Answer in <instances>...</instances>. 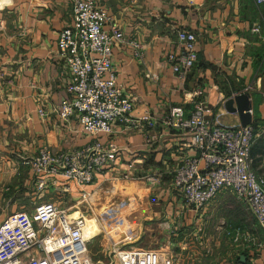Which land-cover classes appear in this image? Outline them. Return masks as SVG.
I'll return each instance as SVG.
<instances>
[{
    "label": "crops",
    "instance_id": "1",
    "mask_svg": "<svg viewBox=\"0 0 264 264\" xmlns=\"http://www.w3.org/2000/svg\"><path fill=\"white\" fill-rule=\"evenodd\" d=\"M96 2L109 12L107 26L116 25L125 35L126 42L113 46L112 63L124 93L134 99L132 115L148 112L160 116L170 106L179 105L187 110L197 101L209 110L212 119L225 126H235L239 125L238 116L226 112L223 102L246 92L250 100V123L253 122L256 132L254 141L262 143L261 152L249 156L250 168L262 174L264 104L254 102L251 94L259 90L260 82L264 81V4L257 6L253 0ZM71 18L68 0H0V185H6L0 189V198L31 203L28 207L18 206V210L9 214L30 210L36 201L28 169L21 164L20 156L33 155L41 146L58 153L92 141L91 136L82 132L76 117L61 122L56 114L69 83V71L56 54V40L59 30ZM177 29L190 30L196 37V60L182 77L171 71L166 60V54L176 47ZM131 38L142 43L140 59L132 56V48L127 43ZM39 110L46 116L42 117ZM147 133L151 138L149 145L144 143L141 131L112 135L119 147L117 164L105 175L97 176L94 184L86 186L93 190L96 198L92 210L106 207L107 201L115 195L135 193L139 200L148 202L144 206L146 210H138L137 215L147 222L152 221L146 228L153 232L160 227L157 220L160 215L178 213L183 218L180 227H200L225 205L237 221L241 220L237 226L251 232V225L246 222L250 215L229 190L217 192L197 212L185 208L170 187L172 169L188 153L183 139L172 130L158 126ZM128 164L132 178L119 180L110 193L97 189L105 177L123 175ZM146 175L156 177L155 183L145 180ZM100 194L111 197L97 201ZM239 207L245 211L244 222ZM7 215L0 214V217ZM184 243V239H179L168 247L160 244L154 249L169 252L172 264H201L202 258H209L205 252L209 249L217 253L214 259L209 258V264H264V249L257 244H194L190 247ZM128 247H139V244Z\"/></svg>",
    "mask_w": 264,
    "mask_h": 264
},
{
    "label": "built area",
    "instance_id": "2",
    "mask_svg": "<svg viewBox=\"0 0 264 264\" xmlns=\"http://www.w3.org/2000/svg\"><path fill=\"white\" fill-rule=\"evenodd\" d=\"M68 1L72 18L58 32L56 54L69 71V83L56 114L61 122L76 117L92 141L58 153L41 146L33 155L20 156L36 201L30 210L8 214L0 221V264H99L89 257V241L83 237L94 201L93 190L86 186L116 166L119 147L112 138L114 133L141 131L149 145L147 131L156 126L178 134L189 153L171 171L170 187L183 206L197 212L217 192L229 190L264 235V172L256 174L250 168L249 148L256 136L251 123L222 125L197 101L187 110L173 105L160 116L148 112L133 116L134 99L124 93L112 63L113 46L126 42L123 31L116 25L107 26L109 12L96 0ZM253 2L264 4V0ZM195 40L190 30L175 31L176 47L166 54V60L179 77L196 60ZM127 43L132 56L142 58V43L135 38ZM39 113L46 116L41 110ZM126 166L123 175L105 177L97 189L110 193L119 180L132 178L131 165ZM145 180L154 184L156 177L146 175ZM47 193L52 197L44 200ZM123 209L122 204L108 208L98 217L118 237L120 231L128 233L122 241L132 233L117 228L124 222L115 213ZM224 235L234 244H257L264 249V240L255 243L254 236L239 227ZM107 264H172V258L160 249L116 246Z\"/></svg>",
    "mask_w": 264,
    "mask_h": 264
},
{
    "label": "rangeland",
    "instance_id": "3",
    "mask_svg": "<svg viewBox=\"0 0 264 264\" xmlns=\"http://www.w3.org/2000/svg\"><path fill=\"white\" fill-rule=\"evenodd\" d=\"M251 89L252 88H250L249 91ZM251 95L253 97L254 102H258V103L262 102L264 104V81L263 83L260 82L259 90L257 91L254 90V92H252ZM4 186L0 185V189L3 188ZM143 188L145 189V186H141V189ZM143 192L145 191L143 190ZM47 197H52V195L47 193L44 200H47L48 199ZM107 197H111V196L100 194L98 196L97 201H102ZM95 199L96 198H94V203L96 201ZM116 203L118 204L119 207L121 206V204L124 206L123 210L117 212V214L115 213L116 217L122 218L124 222L123 227H117V228L119 230H127V231L131 230L132 232L131 238L122 241V239L125 236L129 235L128 233H123L122 231H120V237H118V233L117 232L113 233L111 227L108 228L109 225L106 222L101 223L102 221L101 220H100L101 222L99 221L100 218L99 219L97 218L98 221L101 224L106 225L107 228L104 227L105 231L102 228L101 232L99 233L96 232L97 234L91 235L90 237L88 236L87 239L89 242L87 245H88L89 257L94 262L99 264L108 263L112 255L113 248L116 246L126 247V246L139 244V247L155 248L157 245L159 246L160 244L161 245L167 244L168 247L169 244H175V242L176 241L178 242L179 239L180 241L184 239V242L186 244H190V247H192L194 244H210V245L234 244L230 240V238L226 237L224 234L226 231H230L232 228L238 227L237 224L241 221L239 219L237 221V219H235V216L232 213V211L229 209V207L223 205L222 207H219L216 210L214 217L207 218V220L209 221L208 223H206L205 220V224L201 223L200 227H198L197 225H195L194 227L193 225L180 227L181 225H179V222H181L180 220H182L183 218L181 217V214L178 213H174V214L167 213L160 215L159 217H157L160 227L155 226L158 229H154L153 232H151V229L150 231L149 230L147 231L146 227L149 226L148 223H152V221L148 219L147 222V219L143 220L141 219L140 215H137L138 210L141 209L146 210V208H144L145 204L148 203L146 200L143 199L142 202V200L138 199V196L135 193L134 194L130 193L125 196L120 195L117 197L115 195L113 199L107 201L106 204H108V206H106L103 211L108 210V208L110 209L117 208L118 206ZM29 205H31L29 201L0 198V214H7V213L9 214L14 210H18V206L28 207ZM100 208L101 207H99L97 210L91 209V212L93 213L91 215L94 216V218L96 216L95 213H98L100 211ZM238 210L240 211V213H242L241 217L243 218V222L246 221L245 211L242 209V207H239ZM101 212L102 210L98 213V215H100ZM247 218L248 220L246 222L247 224L251 225L250 233L253 234L254 236V242L256 243L257 240L259 241L264 240V235L261 228L254 222L253 218H251L248 215ZM0 219H2V217H0ZM205 252L210 259H214L213 257H215L217 254L214 249L211 250L209 249V251H205ZM209 258L207 257L202 258L201 264H209L208 263Z\"/></svg>",
    "mask_w": 264,
    "mask_h": 264
},
{
    "label": "water",
    "instance_id": "4",
    "mask_svg": "<svg viewBox=\"0 0 264 264\" xmlns=\"http://www.w3.org/2000/svg\"><path fill=\"white\" fill-rule=\"evenodd\" d=\"M223 108L226 112L236 113L238 116L239 126L243 127L250 123V100L246 92L233 95L223 102ZM239 261H243L240 257Z\"/></svg>",
    "mask_w": 264,
    "mask_h": 264
},
{
    "label": "bare ground",
    "instance_id": "5",
    "mask_svg": "<svg viewBox=\"0 0 264 264\" xmlns=\"http://www.w3.org/2000/svg\"><path fill=\"white\" fill-rule=\"evenodd\" d=\"M133 186V185H132ZM125 191V190H124ZM121 195V194H120ZM141 195V194H140ZM133 199V198H132ZM134 201V200H133ZM116 202H118V201H116ZM142 202H143V200H142ZM133 203V202H132ZM117 204V203H116ZM94 205H95V203H94ZM102 205V204H101ZM108 206V205H107ZM95 207V206H94ZM97 208V207H96ZM105 209V207H101L100 208V211L102 210V212H103V210ZM94 210V209H93ZM138 210V209H137ZM99 211V212H100ZM98 212V213H99ZM101 212V213H102ZM95 213V212H94ZM98 213H95L96 214V216H95V218H94V216H91V218H88V220H87V224H86V228H85V230H84V234H83V237L84 238H87L88 236L90 237L91 235H94V234H97V233H99V232H101L102 231V228H103V230L105 231V229H104V227L102 226V224L98 221V217H99V215H98ZM100 213V214H101ZM108 213H110V212H108ZM126 214V213H125ZM100 216H102V215H100ZM128 216V215H127ZM97 232V233H96Z\"/></svg>",
    "mask_w": 264,
    "mask_h": 264
},
{
    "label": "trees",
    "instance_id": "6",
    "mask_svg": "<svg viewBox=\"0 0 264 264\" xmlns=\"http://www.w3.org/2000/svg\"><path fill=\"white\" fill-rule=\"evenodd\" d=\"M252 124H253V122L251 123V125ZM261 148H262V143L259 140L254 141V139H253L252 144L250 145V148H249V156H252L253 154H259L261 152L260 151Z\"/></svg>",
    "mask_w": 264,
    "mask_h": 264
}]
</instances>
